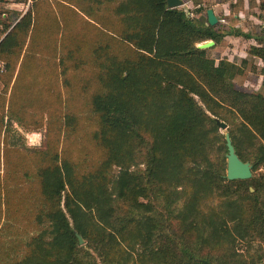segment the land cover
Returning <instances> with one entry per match:
<instances>
[{
    "label": "trees",
    "instance_id": "trees-1",
    "mask_svg": "<svg viewBox=\"0 0 264 264\" xmlns=\"http://www.w3.org/2000/svg\"><path fill=\"white\" fill-rule=\"evenodd\" d=\"M30 2L12 23L0 18V203L19 212L25 195L33 223L19 256L0 241V264H258L262 253L236 239L264 246V93L236 88V63L207 56L225 34L217 23L165 0ZM240 8L229 4L228 32L249 37L233 27ZM206 39L214 44L196 46ZM248 53L264 72V44ZM43 115L39 146L10 139L11 120L32 130ZM217 116L250 177H225ZM179 190L183 242L155 210L160 198L172 211Z\"/></svg>",
    "mask_w": 264,
    "mask_h": 264
},
{
    "label": "rangeland",
    "instance_id": "rangeland-1",
    "mask_svg": "<svg viewBox=\"0 0 264 264\" xmlns=\"http://www.w3.org/2000/svg\"><path fill=\"white\" fill-rule=\"evenodd\" d=\"M52 2L53 0H49ZM183 4L178 5L177 7H181L184 11L185 14L188 15L189 17H197V19L204 20V16L202 15V12L199 16L196 15L197 13V6L192 4V0H181ZM30 0H0V12H4V15L0 14V18L4 16V19L6 23H12L14 20L17 19L19 14L22 11H25L27 7L30 8ZM202 7V6H201ZM201 11V10H200ZM58 23H60L61 20L56 19ZM54 30L56 31V27L54 26ZM207 40V39H206ZM204 41V40H203ZM199 43V42H198ZM197 44V43H196ZM207 56L211 57L214 59L215 62L217 61H223L225 56L219 55L215 51L209 49L206 51ZM233 60L236 62L239 61L238 57H234ZM232 60V61H233ZM236 66L239 68L238 70H234L232 75L230 76L229 73H227V79L228 81H231L234 86L238 89H244V90H257L262 93H264V75L259 74V66L254 65L251 60L247 62L246 64H236ZM232 72V71H231ZM230 79V80H229ZM214 97H217L213 95ZM196 98V97H195ZM216 100V99H215ZM217 101V100H216ZM218 102V101H217ZM219 103V102H218ZM220 107H218V111L220 113H224L227 111L226 106L228 105L226 101H221L220 102ZM232 110V109H231ZM212 117H216L215 115H211ZM218 117V116H217ZM219 118V117H218ZM231 119L233 121H237L238 117L235 116L232 113ZM219 120L225 121L226 122V127L225 128H220L217 126V133H218V141L215 143V145H219L221 142V139H223V134L228 128V120L227 119H222L219 118ZM42 125L35 129L34 132L36 134L34 135L35 139L33 140L32 136L30 138H27V136L24 135V139L26 143H29L30 145L33 146H39L43 136H44V131H45V117L43 115L42 117ZM14 130V128H11L10 131V139L12 140H19L21 139L24 143V139L21 135L20 132ZM23 131V130H22ZM216 151L218 154H221L223 156V150L220 147L218 150L216 148ZM138 163V162H137ZM138 166L143 167V165L140 163ZM261 171H264V169L260 168ZM258 176V174H255ZM252 188V187H251ZM25 189H20L17 193L24 192ZM249 191H253L249 190ZM185 194L179 190V193L177 194L175 198V203L173 204V207L171 208L172 211H167L165 208H163L161 205L163 201L159 198L157 202L155 203V210L161 215V220H160V225H161V231L162 230H167L173 236L177 241L183 242L185 238L181 235V231L178 228V223L176 222L174 215H175V210L177 209V206L181 205L182 203V197ZM152 197V195H151ZM216 195H213L210 201L212 203H216ZM140 200L145 201V198L143 197H138ZM23 200L19 206H20V211L18 212L14 207L10 208L9 210H6V206L3 205V203H0V225H1V231H0V241H3L4 246L7 248L9 246V254H16L19 256L22 252L23 249L25 248L26 241L28 240V236L31 235L32 229L29 231L31 228L30 225L33 223L32 219V214L31 213V207L33 206L29 199L26 198L25 195H23ZM0 201H2V195H0ZM155 200L152 199V202ZM256 202L257 204L264 210V187H259L256 193ZM206 212V210H204ZM159 217V215H157ZM7 223V227H4V224ZM164 234V232H163ZM82 238V237H81ZM193 236L190 235L189 239H192ZM236 248L239 251H245L246 248H248L249 252L256 251L257 254L262 253V259L259 261L258 264H264V246L260 240H251V241H246L244 239H236ZM79 244H84V240ZM95 259L98 264H102L100 258L95 256ZM5 261H8V257L4 259ZM206 263V261L204 262Z\"/></svg>",
    "mask_w": 264,
    "mask_h": 264
},
{
    "label": "crops",
    "instance_id": "crops-1",
    "mask_svg": "<svg viewBox=\"0 0 264 264\" xmlns=\"http://www.w3.org/2000/svg\"><path fill=\"white\" fill-rule=\"evenodd\" d=\"M234 1L235 0H200V2L196 5L197 7H201V6L206 8L210 7L212 9L213 14L216 17V23H217L216 26L220 29V31H223L225 33L223 34L219 42L216 43L210 49L215 51L219 55L223 54L225 56V59L229 61H232L234 57L235 58L238 57L239 59L238 62L233 60V62L236 64L244 65L251 60V62L254 65L259 66V70H260V67L262 65V60H260V58L256 56L250 55L248 53V48L250 45H259V43L264 44V0H242V8L238 9L236 12H232V16L235 17L236 19L235 23H233V27L239 29L240 31L251 34V36L249 37L234 35L228 32L230 28V24L228 22V14L230 13L229 4L233 3ZM181 4H183L182 1ZM205 9L201 11H197L196 15L199 16L202 12V15L204 16V18H206ZM23 12L24 11H22L19 15H21ZM261 34L263 37L262 40L261 39L257 40L256 38H254V35H261ZM15 71L16 69L14 70V73L8 84V87L4 92L6 99L9 94L10 85L15 76ZM259 74L264 75V72L260 71ZM6 103L7 102L5 101L4 108H6ZM3 120L5 122L6 120L5 116L3 117ZM10 123H11V127L14 128V130H17L18 132L21 133L23 139H24V135L27 136V138H30L32 136L33 140L35 139L34 135H32V134H36V132H34L35 129L26 130L22 128L15 120H11ZM0 135H2V132ZM24 144L26 146H33L30 145L29 143H26L25 139H24ZM2 172H3V164H2L1 141H0V178L3 176Z\"/></svg>",
    "mask_w": 264,
    "mask_h": 264
},
{
    "label": "water",
    "instance_id": "water-1",
    "mask_svg": "<svg viewBox=\"0 0 264 264\" xmlns=\"http://www.w3.org/2000/svg\"><path fill=\"white\" fill-rule=\"evenodd\" d=\"M181 4V0H165L166 7H175ZM205 15L207 23L212 25L216 22V17L212 12V9L210 7H207L205 9ZM213 44L212 39H207L204 41H201L196 44L199 48H206ZM216 123L218 127L225 128L226 123L222 120L216 119ZM224 142L226 146V166H225V177L227 179H243L248 178L251 175V164L245 160L242 161L238 158L236 153L234 152L233 146L231 144L229 134L227 131L224 132ZM249 190H252V188L249 186ZM75 236L77 238L78 243L82 241V238L80 234L75 233ZM205 262V261H204Z\"/></svg>",
    "mask_w": 264,
    "mask_h": 264
}]
</instances>
